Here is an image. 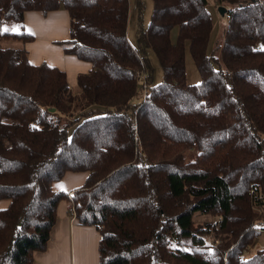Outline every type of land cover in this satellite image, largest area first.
Wrapping results in <instances>:
<instances>
[{
    "label": "trees",
    "instance_id": "trees-1",
    "mask_svg": "<svg viewBox=\"0 0 264 264\" xmlns=\"http://www.w3.org/2000/svg\"><path fill=\"white\" fill-rule=\"evenodd\" d=\"M222 1L209 51L204 0H152L136 48L128 0H0V264L33 263L61 199L97 229L98 264H264V249L245 256L264 230V0ZM60 7L63 51L91 64L75 93L24 45V11ZM185 42L198 83L185 79ZM147 47L163 79L134 101L150 77ZM65 171L87 174L54 190ZM195 212L218 221L197 227Z\"/></svg>",
    "mask_w": 264,
    "mask_h": 264
},
{
    "label": "crops",
    "instance_id": "crops-1",
    "mask_svg": "<svg viewBox=\"0 0 264 264\" xmlns=\"http://www.w3.org/2000/svg\"><path fill=\"white\" fill-rule=\"evenodd\" d=\"M23 23L25 30L33 35L24 44L28 60L32 63L45 61L64 70L71 91L78 92L77 74L87 72L91 64L63 51L60 41L69 38L67 11L62 7L46 12L26 10ZM86 174V171H65L51 183V187L70 192L84 181ZM8 202V198H0V208ZM98 239L95 226L78 223L69 213L67 201L61 199L56 206V218L46 248L33 253L32 264H98Z\"/></svg>",
    "mask_w": 264,
    "mask_h": 264
},
{
    "label": "rangeland",
    "instance_id": "rangeland-1",
    "mask_svg": "<svg viewBox=\"0 0 264 264\" xmlns=\"http://www.w3.org/2000/svg\"><path fill=\"white\" fill-rule=\"evenodd\" d=\"M206 9L209 12L211 17L212 28L209 34L208 39V50L210 51L215 42L219 39L220 33L224 25L226 24V16L220 15L217 6L223 5L228 9L227 4H225L222 0H204ZM128 17H127V28H126V36L128 41L133 45L135 48L137 47V31L138 28L145 27L148 23L150 18L151 10H152V0H128ZM177 36V27L174 26L171 28L170 31V38L172 41L176 40ZM145 55L148 59L151 72L149 80L145 85V89H141L138 92L134 101H138L144 96V91L153 84H156L163 79L162 68L160 63L152 50V48L147 47L145 49ZM184 64H185V79L187 83H198L201 80L200 73L192 59L189 48L188 42L184 44ZM144 76L142 72V77ZM218 221V216L215 213H200L195 212L193 214V223L195 226H201L206 222L215 223ZM256 249H264V230L260 231L255 238L253 239L252 244L249 246V252L245 254V256L252 253L253 250Z\"/></svg>",
    "mask_w": 264,
    "mask_h": 264
},
{
    "label": "water",
    "instance_id": "water-1",
    "mask_svg": "<svg viewBox=\"0 0 264 264\" xmlns=\"http://www.w3.org/2000/svg\"><path fill=\"white\" fill-rule=\"evenodd\" d=\"M217 10L219 12L220 15H224L227 11V8L223 5H218L217 6Z\"/></svg>",
    "mask_w": 264,
    "mask_h": 264
},
{
    "label": "built area",
    "instance_id": "built-area-1",
    "mask_svg": "<svg viewBox=\"0 0 264 264\" xmlns=\"http://www.w3.org/2000/svg\"><path fill=\"white\" fill-rule=\"evenodd\" d=\"M136 79H137V81L141 82L142 81V75L140 73H137Z\"/></svg>",
    "mask_w": 264,
    "mask_h": 264
}]
</instances>
